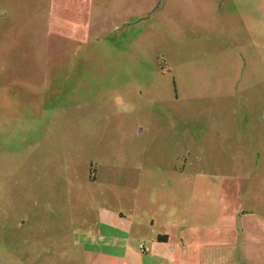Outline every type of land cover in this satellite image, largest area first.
Returning <instances> with one entry per match:
<instances>
[{"label": "rangeland", "instance_id": "1", "mask_svg": "<svg viewBox=\"0 0 264 264\" xmlns=\"http://www.w3.org/2000/svg\"><path fill=\"white\" fill-rule=\"evenodd\" d=\"M31 2L0 0V264H264V0Z\"/></svg>", "mask_w": 264, "mask_h": 264}, {"label": "crops", "instance_id": "2", "mask_svg": "<svg viewBox=\"0 0 264 264\" xmlns=\"http://www.w3.org/2000/svg\"><path fill=\"white\" fill-rule=\"evenodd\" d=\"M32 0H30V2H31ZM32 3V2H31ZM30 3V4H31ZM119 217H121V216H119ZM152 221H149V224L151 225L152 223H151ZM159 238V237H158ZM156 242H164V238L162 239V237H161V239H157L156 238ZM151 244H153L152 242H151ZM153 246H154V244H153ZM154 247H157V246H154ZM150 250L148 249V252H149ZM96 252H98V251H96ZM144 253H145V251H144Z\"/></svg>", "mask_w": 264, "mask_h": 264}, {"label": "built area", "instance_id": "3", "mask_svg": "<svg viewBox=\"0 0 264 264\" xmlns=\"http://www.w3.org/2000/svg\"><path fill=\"white\" fill-rule=\"evenodd\" d=\"M143 245H141V244H139L138 245V251L140 252V253H142L143 252Z\"/></svg>", "mask_w": 264, "mask_h": 264}, {"label": "trees", "instance_id": "4", "mask_svg": "<svg viewBox=\"0 0 264 264\" xmlns=\"http://www.w3.org/2000/svg\"><path fill=\"white\" fill-rule=\"evenodd\" d=\"M157 239H161V237L157 238ZM163 239V238H162Z\"/></svg>", "mask_w": 264, "mask_h": 264}]
</instances>
